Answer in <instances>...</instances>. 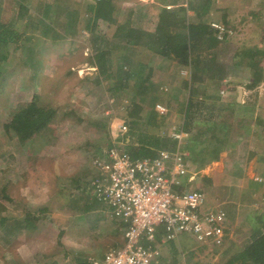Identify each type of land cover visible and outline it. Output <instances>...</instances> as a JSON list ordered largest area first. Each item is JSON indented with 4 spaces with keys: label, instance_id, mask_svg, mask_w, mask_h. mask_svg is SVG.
<instances>
[{
    "label": "rangeland",
    "instance_id": "1",
    "mask_svg": "<svg viewBox=\"0 0 264 264\" xmlns=\"http://www.w3.org/2000/svg\"><path fill=\"white\" fill-rule=\"evenodd\" d=\"M73 1L78 0H61L60 4L56 0H30L24 11L15 9V16L12 13L14 0H4L0 4V25L9 28L12 23L13 35L0 36V41L4 40L0 42V190L4 189L12 200L3 202L0 199V215L10 219L0 225V264H48V261L77 264L95 256L96 251L97 254H104L119 240L117 238L120 236L110 232L111 227L123 231L120 224H111L113 222L108 211L87 210L86 207L93 202L90 191L81 193L76 188L90 186L85 185V176L93 174L91 162L109 145L107 137L110 131L118 130L122 123L128 131L129 97L134 93L122 92L123 89L119 88L120 99L116 101L114 94L108 92L117 86L116 79L99 78L100 82L96 83L98 71L92 60L94 53L88 45L90 33L84 29L83 23H77V27L75 24L74 31L65 29L74 24L64 17L71 14ZM84 1V6L78 8L82 18L87 17L84 12L87 0ZM44 3L52 5L48 21H55L59 13V23L41 36L31 34L30 30L24 31L23 25L29 23V17L38 16ZM246 5L247 10L256 15H247L252 20L249 19L244 28L228 27L232 35L227 43L239 39L246 42L234 62L238 63L241 59L243 67L248 65V75H244L241 66V75L232 76L230 81L221 85L228 90L231 86L242 85L247 105L240 115L246 117L251 114L253 117L257 112L259 122H262L261 118L264 122V0H246ZM65 7L68 11L62 12ZM20 13L25 15L23 21L20 20ZM217 17L218 22L227 23L222 14ZM27 38L32 39L29 41ZM32 57L42 61V66L35 63L29 66ZM225 62L220 57L219 64L224 65ZM226 71L217 67L215 74L221 75ZM216 86L218 89L220 85ZM220 95L224 96L226 92L222 90ZM34 98L42 106L56 108L57 117L49 133L29 147H24L11 132L4 134L1 127L8 121L11 111L22 104H29ZM138 104L145 106L140 113L143 117L140 115L139 119H143L144 123L136 125L135 138L139 136L147 141L144 117L147 114V99L139 97ZM247 129L252 131L247 134ZM238 131L243 142L241 146L253 145L257 150L247 149L244 155L234 157V168L237 170L216 182L219 184L217 189L222 192L212 195L214 198L215 194L220 197L224 195L231 206L238 210V217L244 224L243 228H239V223L235 221L237 227L231 239L233 246L229 248L226 259L247 242L245 233L264 225V123L252 121L248 125H241ZM258 140L263 141L261 147H258L261 144ZM175 144L173 141L172 146L175 147ZM246 152L252 156H246ZM256 155V163L252 162L249 166L248 163ZM251 178L257 184L252 183ZM33 214L40 221L34 223L36 227L26 229L25 219ZM96 215L102 219L97 217L95 220ZM81 216L84 218L82 222L79 220ZM255 216L260 217L255 220ZM8 227L15 233H5ZM191 250L195 253L187 254V250L184 254L178 253L180 264L223 263L220 260L223 246L193 247Z\"/></svg>",
    "mask_w": 264,
    "mask_h": 264
},
{
    "label": "crops",
    "instance_id": "2",
    "mask_svg": "<svg viewBox=\"0 0 264 264\" xmlns=\"http://www.w3.org/2000/svg\"><path fill=\"white\" fill-rule=\"evenodd\" d=\"M106 1L101 5L100 14L95 22L97 32L105 33V39L100 38L98 44L110 51L105 59L109 61L108 65L111 69L130 71L119 80L120 89H123L122 92H134L138 84V76L143 72L147 76V94L151 91L162 94V98L154 103L147 99L145 112L147 114L144 115L147 116V141L139 136L135 138L136 134L132 137V141L144 140L151 151L173 152L178 142L172 138V134L181 132L183 137L180 150L184 153L189 166L191 189L204 192L206 208H218L232 218L235 215L234 219L239 223V228H243L244 224L241 222V217H238V210L231 206L224 195L222 197L218 195L222 191L217 189L219 184L216 182L227 178L229 173L237 170L234 168V157L244 155L247 149L256 148L253 145L241 146L243 142L239 138V127L248 125L252 121L264 123L263 118H261L262 122H259L257 112L253 117L251 114L246 117L240 115L247 105L244 102L245 92L242 85L231 86L229 90L223 84L221 85L230 81L232 76L241 75L242 68L244 75H248V65L243 67L241 59L238 61L239 64L234 62L235 56L241 53V48L246 42L239 39L227 43L230 38L224 42H218L214 34L208 31L210 34L199 35L195 38L196 41L191 43L192 48L187 57L188 65L182 63L180 55L177 56L174 53L167 55L159 51L169 40L176 45L181 43L189 33V26L196 25L201 18L204 19L205 26H209L211 20L217 21V15L222 14L227 21V23L224 22L225 26H234L237 29L244 28L249 19L252 20L251 18L256 14L247 10L246 0ZM205 1L210 2L207 9ZM248 14L252 17H248ZM132 29L147 31V49L143 46L132 49L126 44V38ZM102 35L100 34V37ZM88 42L91 52L94 53L95 46ZM220 57L227 61L225 66L219 64ZM217 67L225 71L228 68L229 70L216 75ZM91 69L94 70V68ZM218 84L220 86L217 89ZM222 90L226 92V95H220ZM231 93L232 95L229 96ZM156 105L163 106L166 112L159 113L155 108ZM249 131L252 130L247 129V134ZM173 141L176 142L175 147L172 146ZM258 141L261 143L258 147H261L263 141ZM249 154L252 156L251 153L246 152V156ZM252 160L248 163L249 166L252 162L256 163L257 155ZM251 181L257 184L255 179ZM211 189H213L212 192H210ZM214 193H218L215 194L216 198L212 196ZM94 206L92 208L90 206L89 209H101L106 213L103 207ZM100 215L94 216L95 220L97 217L102 219ZM110 230L111 233L112 231L117 235L119 233L114 226ZM161 235L158 233L152 245L160 252V264H180L178 253L184 254L186 250L187 254L195 253L191 250L193 247L201 248L190 241L186 235H181L176 241L167 243L161 242ZM233 235L234 233L224 240V251H227L226 243L232 241ZM122 237L123 233L117 238L118 241H121ZM95 253L98 255L97 251ZM64 264L72 263L64 262Z\"/></svg>",
    "mask_w": 264,
    "mask_h": 264
},
{
    "label": "built area",
    "instance_id": "3",
    "mask_svg": "<svg viewBox=\"0 0 264 264\" xmlns=\"http://www.w3.org/2000/svg\"><path fill=\"white\" fill-rule=\"evenodd\" d=\"M209 27L218 42L232 35L218 21H211ZM155 108L161 114L166 112L161 105ZM126 133L124 123L110 131V144L92 160L96 177L89 188L91 199L106 205L109 218L121 225L123 246L91 257L87 263L160 264V252L152 246L158 233L164 243L186 235L198 247H222L236 223L222 210L206 208L203 192L191 189L189 166L180 150L183 134H172L178 142L175 151L134 160L122 150L121 138Z\"/></svg>",
    "mask_w": 264,
    "mask_h": 264
},
{
    "label": "trees",
    "instance_id": "4",
    "mask_svg": "<svg viewBox=\"0 0 264 264\" xmlns=\"http://www.w3.org/2000/svg\"><path fill=\"white\" fill-rule=\"evenodd\" d=\"M105 1L106 0H100L99 2L91 3L90 1L87 0V4L85 5V9H84L85 14H87L86 18L80 17L81 11H80V9L78 10V8H81L82 6H84L83 4L85 1L84 0L73 1L72 5L74 8L71 11V14L69 16H64V17H65V19L67 18L68 20H70L71 24H73V23L74 24L72 25L73 27L72 26H66L65 29H69V30L74 31L75 24L77 27L78 24L83 23L84 29L90 33V43L92 44L93 47L95 46L94 57H92V60L94 61L95 68L98 71V76H97L98 79H96V83L100 82V79L101 80L113 79V78L116 79L117 86H115L113 89L108 90V92H110L111 95L114 94L115 100L117 101L118 99H120L119 98L120 96L118 94L119 92H117V88L118 89L121 88V83L119 80H121L123 75H125V76H126V74L128 75L130 73V71L123 72L119 68H117V69L112 68L111 69L110 65H108L109 61L107 59H105V57L108 54H110V51L107 48L100 47V44H98L100 38L105 39V37H104L105 33H103L102 31L97 32L98 29L96 28L95 22H96V18L100 14L101 5ZM2 2H4V0H0V4ZM29 3H30V0H14V3H13L14 6L12 7L13 8L12 9L13 15L15 16V9L19 8V9H21V11L22 10L24 11V9L26 8V5L28 6ZM48 3H44V7L41 9V12L38 11V14H37L38 16L36 18H34L33 16L29 17V20H30L29 23L26 26H25V24L23 25L22 29H24V31L30 30L31 34L34 35V34L38 33L41 36V35L45 34V31L53 30L54 24L56 26V23H59L58 18H60V14L58 13V15H56L55 21H48L49 12L51 11V6H52ZM56 3L60 4L61 0H56ZM209 5H210V2L205 1V8L206 9L209 7ZM0 10H1V7H0ZM61 11L64 12V11H68V10L65 7ZM19 16L21 18L20 20L23 21V18L25 15L23 13H20ZM93 20H94V22H92ZM211 21H213V20H211ZM15 22H17L19 24L21 23V22H19V20H15ZM204 22H205L204 19L201 18L199 23H197L196 25H193V26L190 25L188 35L182 39V42L179 41L181 43H178L176 45L174 43H171L169 40L167 44H165V45H163V47H161L162 50L160 49L159 53L163 52L164 54H167V55L174 53L177 56L180 55V57L182 59V63L184 65H188L189 61H188L187 57L189 56L190 49L192 48L191 43L193 41H196L195 38L198 37L199 35H204V33L205 34L206 33H208V34L213 33L208 25L205 26L206 24H204ZM11 24H10L9 28H7L6 26L4 27V26L0 25V36L1 35H5V36L8 35L9 37L13 36ZM100 34H103V35L100 37ZM33 35H31V36H33ZM68 35H71V34H68ZM214 36H215V34H214ZM31 39L32 38H27V40H29V41H31ZM0 42H4V40L1 39ZM126 44L128 46H130V48H132V49H135V47H139V46H141V47L143 46V48L147 49V31L145 32L143 30H138V29L130 30L129 34L126 38ZM96 46H97V48H96ZM39 61L40 60H37V58L32 57L31 61L29 62V66L30 65L32 66L33 63H35L39 66H42V61L41 62H39ZM1 72H2V67H0V73ZM146 78H147V76H146V74H143V72L139 74L138 82H137L138 84L135 87L136 89L133 92L134 96L129 97L131 101L129 104L130 106H128V107H130V108H128V122L130 123L128 125H130V126L128 127V131H127L126 135L122 136V138H121V140L124 144L122 150L125 153H127L131 159H134V160L146 159V158H155L159 154L158 151L156 152L153 150L152 151L149 150L147 147V144L144 140H139L138 142L132 141V137L135 135V131H136V127H137L136 125L139 123L140 124L144 123V121H142L143 119L139 120L140 115H141L140 113L142 112V109L145 108L144 105L140 106L138 104L139 97H143V99H149V101L152 103H154L155 101L160 100L162 98V94L155 93L152 91L147 94V79ZM35 99L36 98H34V100H32V102H30L29 104H22V105L18 106L15 110L11 111L9 114L8 121L5 122L1 127L4 134L8 135L11 132L14 135L16 141H18L20 144H23L24 147H29L35 140L40 139V138H42V136H44V134L49 133L50 128L55 123L56 117H57V109L56 108L48 106V105L42 106L40 104V101L38 103V101ZM36 101H37V103H36ZM142 117L143 116L141 115V118ZM144 117L146 119V126H147V116H144ZM107 141H108V144H110V142H109L110 137L109 136L107 137ZM101 154L102 153L100 152L99 156H101ZM91 164H92V162H91ZM92 169H93V167H92ZM92 171H93V174L91 173L89 177L85 176V178H86L85 185L86 186L87 185L91 186V183L94 181V179L96 177L95 170L93 169ZM77 183L79 185L80 182L78 181ZM90 186L88 188H90ZM88 188L86 187V188L82 189L81 186H77L76 190H79L78 192H81V193H84V192L89 193ZM82 191H84V192H82ZM70 194H72L73 196L75 195L73 193H70ZM0 199L3 202H11L12 201L7 196L4 189L0 190ZM92 201L93 202H90V205L86 207L87 210H89L90 206H91L90 208H92V206L97 205V207L98 206L103 207L104 210L108 211V209L106 208V205L101 204V203L94 201V200H92ZM44 211L46 212V209H44ZM228 217L231 218L232 220L236 221L234 219L235 215L233 216V218L230 216H228ZM259 217L260 216H255V218H257L255 220H258ZM83 219L84 218L82 216L79 218V220L81 222L83 221ZM25 220L27 222L26 229H30V228L36 227V226H34V223L39 222L40 218L37 215L33 214L31 217L29 215H27ZM8 221H10V219L8 217H4V216L0 215V225H4ZM114 223H116V222H114ZM117 224H119V223H117ZM255 224H256V222H255ZM15 227L18 228L19 226L15 225ZM118 231H119L118 235L121 237L123 231L122 230H118ZM234 231H236V229ZM11 232H12V229H10V227H8L7 230L5 231V233H10V234H11ZM12 233H15V232L13 231ZM245 237L247 238L246 239L247 242H245L244 245L241 247V249L234 252L233 255L231 257H229L228 259H226L225 257L228 255L229 248H231L233 246V243L228 241L229 243H226L228 245L225 244L226 245L225 250H227V251H224L222 253V255L220 256V260L223 261V263H221V264H264V225L259 227V228H254V230H252V232H250V233H247ZM122 246H123V242L117 240L116 243H113L112 246L108 250L105 251V253L110 251L111 249L121 248ZM104 254H98L97 256L92 255V256L84 259V260H81L77 264H88L87 261L89 258L101 257ZM46 260H51V259H46ZM77 261H79V260H77ZM49 262L50 261H48V264H64V261L63 262L60 261L61 263H58L57 261H52L51 263H49ZM74 263H76V261H74Z\"/></svg>",
    "mask_w": 264,
    "mask_h": 264
}]
</instances>
